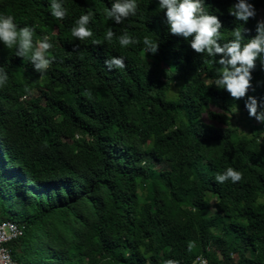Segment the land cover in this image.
<instances>
[{"label": "trees", "instance_id": "16d2710c", "mask_svg": "<svg viewBox=\"0 0 264 264\" xmlns=\"http://www.w3.org/2000/svg\"><path fill=\"white\" fill-rule=\"evenodd\" d=\"M51 2L0 0V16L33 28L34 46L47 37L58 57L41 74L0 42V221L23 227L9 243L17 263L193 264L201 254L208 264H264V122L245 107L251 96L264 111V57L234 99L214 84L220 54L173 35L159 0H137L122 24L106 15L115 0H60L63 20ZM237 2L203 0L221 45L238 27L242 45L252 39L264 14V0H246L256 15L240 21L229 12ZM90 11L93 36L78 40L71 29ZM125 32L139 43L121 46ZM112 56L126 67L109 70ZM229 167L243 179L217 183ZM211 205L220 220L209 224Z\"/></svg>", "mask_w": 264, "mask_h": 264}, {"label": "clouds", "instance_id": "9594fccd", "mask_svg": "<svg viewBox=\"0 0 264 264\" xmlns=\"http://www.w3.org/2000/svg\"><path fill=\"white\" fill-rule=\"evenodd\" d=\"M159 6L166 9V18L169 30L173 35L182 36L185 39L193 37L190 41L191 48L197 53H207L209 57L220 54V59L215 61L222 69L214 84L217 87L226 89L234 99L245 97L250 87L251 72L255 67V60L258 56L264 57V20L257 21L256 35L242 45L241 29L238 27L232 32L233 39L223 45L218 43L221 37V22L215 15L207 12L203 6V0H159ZM51 15L63 20L67 14V9L62 6L60 0H52L50 4ZM137 0H115L111 8L106 11L109 19L116 24H122L130 16L137 14ZM232 16L240 21L247 22L249 18H254L256 11L251 3L246 0H238L229 9ZM262 12V11H261ZM93 12L82 14L71 29V34L78 40H85L93 36V32L87 27L93 19ZM34 29L29 26L20 27L14 23L11 15L0 16V42L7 48L14 49V54L30 60L34 69L39 73H44L49 69L56 57L49 53L53 47L48 42V38L40 41L36 46L33 44ZM115 33L111 28L105 35L106 40H112ZM94 44H101L99 40H93ZM121 46L135 45L139 41L135 37L129 36L127 32L119 36ZM144 52L155 53L158 44L148 37H144ZM109 70L113 68H125L123 57H110L104 61ZM8 82V73L4 67H0V87ZM245 107L250 116L258 122H264V111L258 112V103L254 97L249 96L245 102ZM231 180L233 183L243 179L242 173L232 167L226 169L222 174L215 176L217 183L223 184ZM165 264H178V261L169 259Z\"/></svg>", "mask_w": 264, "mask_h": 264}, {"label": "built area", "instance_id": "2783aa9c", "mask_svg": "<svg viewBox=\"0 0 264 264\" xmlns=\"http://www.w3.org/2000/svg\"><path fill=\"white\" fill-rule=\"evenodd\" d=\"M23 235V227L12 220L0 221V264H18L12 255L9 243ZM193 264H208V260L199 254Z\"/></svg>", "mask_w": 264, "mask_h": 264}, {"label": "rangeland", "instance_id": "374dc122", "mask_svg": "<svg viewBox=\"0 0 264 264\" xmlns=\"http://www.w3.org/2000/svg\"><path fill=\"white\" fill-rule=\"evenodd\" d=\"M257 19L260 21V20H264V14L259 10V13L257 14ZM56 51H58V48L56 47ZM57 60V56H55ZM177 89V87L175 85H173L172 87V92ZM254 123H257L258 121L257 120H254L253 121ZM211 203L214 202V199H211L210 200ZM205 215H206V221L207 223L211 224V223H217L219 220H220V216L219 214L216 212V210L214 209V207L211 205L210 208L205 211Z\"/></svg>", "mask_w": 264, "mask_h": 264}]
</instances>
